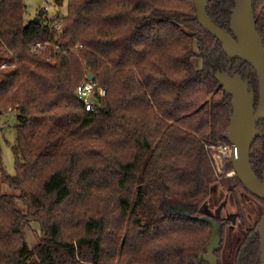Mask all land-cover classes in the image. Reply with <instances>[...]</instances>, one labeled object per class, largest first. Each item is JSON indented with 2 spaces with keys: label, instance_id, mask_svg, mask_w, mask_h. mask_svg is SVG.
Listing matches in <instances>:
<instances>
[{
  "label": "trees",
  "instance_id": "1",
  "mask_svg": "<svg viewBox=\"0 0 264 264\" xmlns=\"http://www.w3.org/2000/svg\"><path fill=\"white\" fill-rule=\"evenodd\" d=\"M234 4L209 3L227 31ZM253 8L264 40V0ZM26 13L25 0H0V112L18 118L13 176L0 145V264H207L213 226L195 217L215 186L250 193L237 175L218 178L207 147L229 143L233 112L215 74L240 71L258 99L255 69L199 23L195 0H69L40 22ZM37 42L48 43L32 52ZM88 73L106 89L94 110L77 94ZM251 164L261 177L264 137ZM30 221L43 232L33 249ZM247 229L233 264H261L258 227Z\"/></svg>",
  "mask_w": 264,
  "mask_h": 264
},
{
  "label": "water",
  "instance_id": "2",
  "mask_svg": "<svg viewBox=\"0 0 264 264\" xmlns=\"http://www.w3.org/2000/svg\"><path fill=\"white\" fill-rule=\"evenodd\" d=\"M210 1L195 0L199 23L221 42L229 57L250 64L258 76V103L255 106V95L253 90H250L249 79H244L240 71L231 74L230 69H227L215 74L226 93L232 97L233 112L228 139L236 148V154L230 158L229 164L233 165L235 173L244 187L253 195L264 200V171L259 177L251 164L253 144L257 138L264 137V130L258 127V123L264 120V40L257 30L253 8L254 0H235V4L231 8L230 19V30L233 34L211 19L208 13ZM46 13L47 9H41L33 20L40 22L41 17ZM92 78V74L88 73L87 79L92 80ZM195 218L212 224L213 234L204 259L208 264H218L215 251L220 247L222 225L207 216ZM258 232L261 264H264V215L260 221Z\"/></svg>",
  "mask_w": 264,
  "mask_h": 264
},
{
  "label": "rangeland",
  "instance_id": "3",
  "mask_svg": "<svg viewBox=\"0 0 264 264\" xmlns=\"http://www.w3.org/2000/svg\"><path fill=\"white\" fill-rule=\"evenodd\" d=\"M25 2L27 5V19H34L41 9H47V13L41 17L43 21L47 18L52 19L57 15H65L68 12L69 0H63L61 5L57 4L56 0H25ZM247 68L248 67H244L246 70ZM250 90L253 89L250 87ZM253 92L255 95L254 90ZM257 103L258 99H256L255 95V106ZM17 124L18 118L15 111L4 109L0 112V145L3 162L6 172L12 176L16 174V160L13 148L17 143ZM229 143L231 142L229 141ZM218 144L216 143L213 145L217 146ZM213 145L207 147L214 152ZM230 158L231 157H225L222 162H219L220 169L218 167L217 169L215 168L217 176L223 174L225 177H233L236 175L232 164H230L232 166L229 168L226 166ZM230 172L233 173L231 176L228 175ZM218 178L221 179L220 176ZM2 192L6 194H15L17 196L21 193L6 182H2ZM18 203H21V201H18ZM20 205L21 209L26 211L23 205ZM179 208L183 209V206L179 205ZM203 210L206 214L209 213L210 215H215L217 211H220L221 219L227 221L224 241H221V256L223 264H233L238 248L248 230L247 228H252L254 226L259 227L260 221L264 215L263 203L244 190L240 189L234 194L230 191H225L220 186H215L207 202L203 205ZM218 222L221 223L220 221ZM221 225L223 229V224L221 223ZM23 236L29 247L31 249L35 248L43 238L40 224L36 221H30L23 229ZM88 263L89 262L82 261V264Z\"/></svg>",
  "mask_w": 264,
  "mask_h": 264
},
{
  "label": "built area",
  "instance_id": "4",
  "mask_svg": "<svg viewBox=\"0 0 264 264\" xmlns=\"http://www.w3.org/2000/svg\"><path fill=\"white\" fill-rule=\"evenodd\" d=\"M58 26V24H57ZM48 42H37L31 45L32 52H38L43 49ZM60 50V47H57ZM5 66V65H3ZM78 96L85 102L87 110H94L98 103L96 101V97L99 95L101 97L106 95V89L99 86L93 80H84L77 88ZM213 164L215 168L217 167L220 169L219 162H222L225 157H232L236 154V148H234L233 144L231 143H221L217 146H213ZM235 150V151H234ZM217 165V166H216ZM233 173L230 172L228 175H232ZM235 174V173H234Z\"/></svg>",
  "mask_w": 264,
  "mask_h": 264
},
{
  "label": "flooded vegetation",
  "instance_id": "5",
  "mask_svg": "<svg viewBox=\"0 0 264 264\" xmlns=\"http://www.w3.org/2000/svg\"><path fill=\"white\" fill-rule=\"evenodd\" d=\"M229 30H230V26H229ZM231 34H233L232 33V31L230 30L229 31ZM230 73H231V71H230ZM249 83H250V81H249ZM251 87V86H250ZM250 192V191H249ZM251 193V192H250ZM205 212V211H204ZM205 214H206V212H205ZM204 216H207V217H209V218H212V219H215L216 221H220L222 224H223V227H224V223L221 221V212L220 211H217V213L215 214V215H210L209 213H207L206 215H204ZM219 216V217H218ZM221 241H222V239H221ZM221 241H220V247H221ZM220 247L215 251V254H216V256L218 257V264H220V258H219V256H218V254H217V252L219 251V249H220ZM205 255H207V252L206 253H201L200 254V261H205L207 264H208V262L204 259V256Z\"/></svg>",
  "mask_w": 264,
  "mask_h": 264
}]
</instances>
